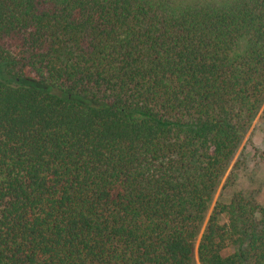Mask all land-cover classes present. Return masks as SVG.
<instances>
[{"label":"trees","instance_id":"obj_1","mask_svg":"<svg viewBox=\"0 0 264 264\" xmlns=\"http://www.w3.org/2000/svg\"><path fill=\"white\" fill-rule=\"evenodd\" d=\"M263 103L264 0H0V264H264Z\"/></svg>","mask_w":264,"mask_h":264},{"label":"rangeland","instance_id":"obj_2","mask_svg":"<svg viewBox=\"0 0 264 264\" xmlns=\"http://www.w3.org/2000/svg\"><path fill=\"white\" fill-rule=\"evenodd\" d=\"M236 193H242L246 198L264 206V103L243 134L241 144L215 194L209 214L216 201L230 202ZM196 260L200 264L197 256Z\"/></svg>","mask_w":264,"mask_h":264}]
</instances>
